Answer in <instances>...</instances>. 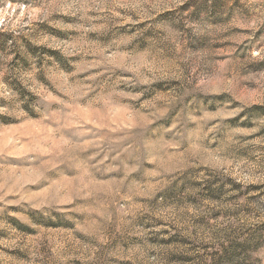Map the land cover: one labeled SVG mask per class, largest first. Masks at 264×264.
Listing matches in <instances>:
<instances>
[{
	"label": "rangeland",
	"instance_id": "1",
	"mask_svg": "<svg viewBox=\"0 0 264 264\" xmlns=\"http://www.w3.org/2000/svg\"><path fill=\"white\" fill-rule=\"evenodd\" d=\"M0 264H264V0H0Z\"/></svg>",
	"mask_w": 264,
	"mask_h": 264
}]
</instances>
